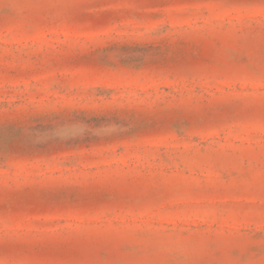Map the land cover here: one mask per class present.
I'll use <instances>...</instances> for the list:
<instances>
[{"label":"rangeland","instance_id":"1","mask_svg":"<svg viewBox=\"0 0 264 264\" xmlns=\"http://www.w3.org/2000/svg\"><path fill=\"white\" fill-rule=\"evenodd\" d=\"M0 264H264V0H0Z\"/></svg>","mask_w":264,"mask_h":264}]
</instances>
